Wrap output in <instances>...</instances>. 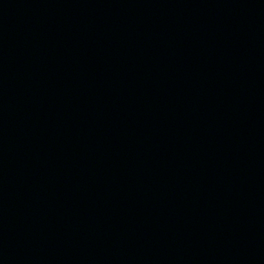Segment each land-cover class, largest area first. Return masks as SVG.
Listing matches in <instances>:
<instances>
[{"label": "water", "instance_id": "95a60500", "mask_svg": "<svg viewBox=\"0 0 264 264\" xmlns=\"http://www.w3.org/2000/svg\"><path fill=\"white\" fill-rule=\"evenodd\" d=\"M0 264H264V0H0Z\"/></svg>", "mask_w": 264, "mask_h": 264}]
</instances>
